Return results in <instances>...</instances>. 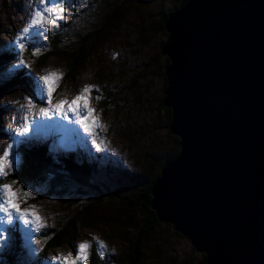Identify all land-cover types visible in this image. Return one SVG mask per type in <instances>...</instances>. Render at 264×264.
Segmentation results:
<instances>
[{
	"label": "rangeland",
	"instance_id": "374dc122",
	"mask_svg": "<svg viewBox=\"0 0 264 264\" xmlns=\"http://www.w3.org/2000/svg\"><path fill=\"white\" fill-rule=\"evenodd\" d=\"M95 1L52 0L61 2L66 8L64 18L58 20L55 25L40 29L43 35L30 34L26 40L28 48L23 53L25 64H20L21 57L18 55L19 49L15 45V38L31 18L33 10L40 6L39 0H0V83L10 80L7 82L9 86L6 85L0 91V154L4 147L13 143V138L25 122L24 117L28 115L29 119H32L24 97L33 96L36 107L32 112L46 106L35 96L34 76L50 70L63 72L60 87L54 94L55 100L65 97L71 99L85 84L97 85L98 90L92 93L91 107L96 110L101 125L96 129V141L100 144V149H96L91 143V138L79 129V125H72L73 128L79 129V136L65 131L42 132L39 135L30 132L27 134L32 137L30 140L22 137V142L14 146V153L19 156L16 170L22 162L23 144L29 146L38 143L45 146L47 152L53 156L68 155V152L76 153L79 162L83 161L99 171L101 180L99 186L101 189L104 188L100 194L105 197L103 211L112 212L119 208L121 199L137 195L140 186L137 188L136 184L117 177H111L112 179L104 177L102 173L105 169L119 171L128 169L145 174L147 172L160 174V166L168 155L176 154L180 150L179 144H176L169 135L170 122L161 109V102L165 96L163 86L166 80L167 58L161 55V49L167 35L160 29L162 17L174 10L180 0H139L128 4L124 17L115 30H106L95 38L92 55L72 80H65V65L55 56L48 58L42 67H37L39 56L49 50L50 39L54 34L61 36L63 33L64 43L74 45L78 38L96 36L95 30L103 29L105 16L109 12L106 10L111 0H99L98 13L97 9L92 11L90 8ZM34 47L42 49L40 55H32L31 50ZM17 73L22 75V82L25 83L12 81ZM104 102L107 105L103 107ZM64 123L67 124L68 121ZM152 164L156 167L153 168ZM153 178L149 176V180ZM11 180L7 181L5 178L3 182L10 183ZM22 185L18 183L14 188L19 189ZM23 186L26 190L33 191L35 198H28L26 202L21 203V207L35 206L46 227L32 232V239L40 240L41 243L33 245V248L39 249L38 251H31L25 243L22 222L0 223V227L7 230L6 240L0 241V264H8L4 255L13 254L16 248L18 251V255L15 256L16 264L34 260L39 256L46 240L43 238V232L69 213L63 209L64 203H61L57 196L47 195L44 184L35 181ZM77 188L82 187L71 188L64 197L77 195ZM89 193L80 195L79 199L83 201L91 198L93 190ZM2 215L0 213V216ZM89 223L90 226L79 228L81 234L74 241L64 242L47 250L40 255L36 263L54 264L50 257L61 253L66 255L70 251L75 254L76 244L85 240L92 244L93 237L103 240L107 246L101 250L103 254L120 247V238L111 237L113 233L109 236L108 228L97 221ZM145 242L147 246L145 264H166L169 257H175L176 260L185 259L189 264H206L203 262L204 254L195 251L190 240L166 222H160L155 232L147 237Z\"/></svg>",
	"mask_w": 264,
	"mask_h": 264
},
{
	"label": "water",
	"instance_id": "95a60500",
	"mask_svg": "<svg viewBox=\"0 0 264 264\" xmlns=\"http://www.w3.org/2000/svg\"><path fill=\"white\" fill-rule=\"evenodd\" d=\"M164 28L180 150L150 207L206 264H264V0H187Z\"/></svg>",
	"mask_w": 264,
	"mask_h": 264
},
{
	"label": "trees",
	"instance_id": "16d2710c",
	"mask_svg": "<svg viewBox=\"0 0 264 264\" xmlns=\"http://www.w3.org/2000/svg\"><path fill=\"white\" fill-rule=\"evenodd\" d=\"M139 0H111L108 3L106 11V19L103 23V29L95 30V35L78 38L74 45L64 43V34H54L50 39V47L46 52H42L37 61V67H42L48 58L55 56L63 61L66 69L65 80H72L78 74L79 69L85 64L86 60L92 55L94 49V41L99 34L104 31L115 30V27L124 17L127 5ZM187 0H180L178 5H175L174 10L164 15L160 22V29L167 35L164 28V22L167 17L185 4ZM92 11L97 9L99 12V0L91 4ZM166 65L168 59L165 58ZM19 72V71H18ZM20 73V72H19ZM21 74V73H20ZM15 74L12 81L25 83L22 75ZM10 81V80H8ZM7 81V82H8ZM7 82L0 83V91L6 87ZM166 85V80L164 88ZM133 87L135 85H132ZM103 104V103H102ZM107 103L104 102L103 107ZM161 109L165 112L168 121L171 120V111L164 107L161 102ZM176 144H179L178 137L169 134ZM23 151L22 162L19 168L12 176L6 180L18 179L20 183L29 184L37 182L44 184V190L49 196H57L61 203H64V210L69 213L56 221L54 225L48 227L43 232L45 243L43 244L39 256L24 264H37L40 255L47 250L60 246L62 243H71L80 236V227L90 226L91 221H97L110 231L109 236H118L121 240L118 249L111 250L105 254H101L97 244L93 241L92 247L89 250L88 259L84 264H145L146 262V238L155 232L160 221L157 218L156 212L150 207L151 194L150 189L159 174L140 173L134 170L105 169L102 173L104 177H117L118 179L128 180L130 183L140 186V192L137 195L125 197L120 200V205L117 210L112 212L103 211L105 206L104 199L100 192H103L99 186V171L93 169L91 165L85 162H79L80 159L76 153L68 152V155L60 154L53 156L49 154L45 146L40 144H32L29 146L22 145ZM178 153L168 155L165 162L161 164L162 169L168 161L174 159ZM154 168V164H152ZM151 167V168H152ZM156 167V166H155ZM150 168V170H151ZM159 168V166L157 167ZM110 171V173H105ZM149 176L154 177L149 180ZM111 178V179H112ZM73 187H82L78 189L77 195L72 197H64ZM93 190L91 198L86 200L79 199L80 195L88 194ZM95 191H99L96 193ZM75 193V191H74ZM96 193V194H95ZM91 193H89L90 195ZM118 195V194H117ZM88 197V196H87ZM170 225V223H167ZM113 225V228L111 226ZM116 234V235H114ZM16 247V246H15ZM13 254L4 255L8 264H16L15 256L18 255L17 248ZM204 257V255H203ZM205 262V260H203ZM166 264H189L185 259L176 260L175 257H169Z\"/></svg>",
	"mask_w": 264,
	"mask_h": 264
},
{
	"label": "snow or ice",
	"instance_id": "6c2138e0",
	"mask_svg": "<svg viewBox=\"0 0 264 264\" xmlns=\"http://www.w3.org/2000/svg\"><path fill=\"white\" fill-rule=\"evenodd\" d=\"M39 5L33 10L31 18L15 38V45L19 49L18 55L21 57L20 64H25L23 53L28 48L26 40L30 37V34L43 35L40 29L55 25L58 20L64 18L63 13L66 8L62 6L61 2L39 0ZM41 52V48L34 47L31 50L34 56L40 55ZM27 67L30 68L31 65H27ZM63 75V72L59 70H50L33 77L35 96L46 106L32 112L36 107L33 96L26 95L24 97L28 111L32 114V119H29L28 115L24 117L25 122L13 138V143H9L4 147L2 154H0V213L3 214L0 216V223L22 222L25 243L31 251H38L39 249L33 248V245H40L41 243L40 240L32 239V232L46 227V224L35 206L30 208L21 207V203L26 202L28 198H35L33 191L26 190L23 185L19 189L14 188V185L20 183L18 179H12L10 183L3 182L5 178L15 173L16 166L19 164V156L14 153V146L22 142V137L30 140L32 137L27 136L30 132L39 135L42 132L65 131L79 136V129H82L83 133L91 138V143L95 145L96 149H100V144L96 141V129L100 128L101 125L96 110L91 107L92 93L94 90H98V86L85 84L71 99L65 97L55 100L54 94L60 87ZM96 98L99 99V97ZM65 121H68V123L65 124ZM72 125H79V129L73 128ZM6 231V229L0 227V241L6 240ZM93 240L96 241L98 250L107 247L104 241L98 237H93ZM91 247L89 241H81L75 245V254L71 251L66 255L56 254L50 257V260L54 264H83L88 259ZM101 254H103L102 251Z\"/></svg>",
	"mask_w": 264,
	"mask_h": 264
},
{
	"label": "bare ground",
	"instance_id": "6f19581e",
	"mask_svg": "<svg viewBox=\"0 0 264 264\" xmlns=\"http://www.w3.org/2000/svg\"><path fill=\"white\" fill-rule=\"evenodd\" d=\"M40 134H42V133H40ZM84 137H85V135H84Z\"/></svg>",
	"mask_w": 264,
	"mask_h": 264
}]
</instances>
